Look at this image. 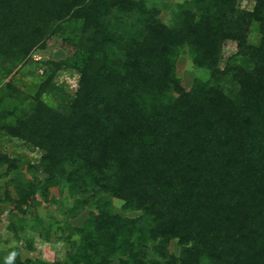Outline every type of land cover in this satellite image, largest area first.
<instances>
[{"label":"trees","instance_id":"16d2710c","mask_svg":"<svg viewBox=\"0 0 264 264\" xmlns=\"http://www.w3.org/2000/svg\"><path fill=\"white\" fill-rule=\"evenodd\" d=\"M250 1L185 0L165 24L159 1L0 0V136L40 155L0 154V222L65 245L50 262L9 247L0 264H264V0ZM53 37L71 56L32 59ZM185 51L208 74L188 90ZM52 189L71 200L55 233L32 214Z\"/></svg>","mask_w":264,"mask_h":264},{"label":"rangeland","instance_id":"374dc122","mask_svg":"<svg viewBox=\"0 0 264 264\" xmlns=\"http://www.w3.org/2000/svg\"><path fill=\"white\" fill-rule=\"evenodd\" d=\"M150 1H159L157 3L161 4L162 13H161V21L165 24H169L172 16L173 5L182 3L185 0H150ZM159 4V5H160ZM240 8L242 10H251L253 6V2L250 0H241ZM252 32L254 31V27L251 28ZM255 34L252 33V38H255ZM226 56L230 54H234L237 52L236 46L234 43L229 42L224 46ZM72 54V48L68 45L64 44L60 38L53 37L46 43V47L43 50H36L32 54V59L37 61H45V60H62L64 58H68ZM177 70L176 76L181 79V85L185 90H188L193 82L194 78H200L202 80H206L208 78V74L204 70H198L194 68L190 62L187 51L183 52L178 60H177ZM41 71V70H40ZM30 75L25 72V75L20 76V73H16L14 76V81L17 84V80H20L22 84H18L20 88H25V85L30 83ZM77 80L78 76L73 74L69 75L67 73H62L57 77V84H63L66 86L67 90L70 93H73L77 88ZM0 154H5L7 157H26L32 164H36L40 157L39 153H28L27 150L22 147V144L18 141H9L8 139L0 136ZM5 168H0V187H3V184L11 179L13 175H9L3 177ZM40 176V175H38ZM29 177V176H28ZM12 192V190H10ZM51 195L55 199V203L50 205L42 204L36 207L32 214L38 215L43 222L48 223L52 222V232L55 233L58 231L57 227H60L64 224L62 218V211L68 205H70L71 200L68 198L66 191L59 192L58 189H52ZM113 212L129 216L135 217L137 213H126L123 214L121 212L120 203L117 200L112 201ZM3 211L7 210L8 207L6 205H2ZM29 219V217H27ZM85 218L83 214L79 218L71 221L73 226H78ZM29 223H31V219H29ZM33 223V222H32ZM8 224L6 219V212L3 213L1 222H0V235L2 241L0 243V250L9 248V247H17L19 249V253L22 259H40L44 262H50L53 260H61L64 258L65 254V245L62 242H48L44 243L38 237V231L40 228L34 223V232H30L27 228L26 231L20 232L21 241L16 242L11 238V234L5 229V226ZM26 240H29L28 243H31V248L27 249L25 247ZM170 251L175 254L178 253V247L175 245V241H172L170 244ZM114 262L113 264H115Z\"/></svg>","mask_w":264,"mask_h":264}]
</instances>
